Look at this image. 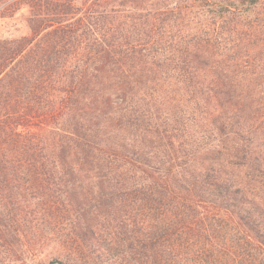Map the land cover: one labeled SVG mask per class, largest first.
Listing matches in <instances>:
<instances>
[{
    "label": "trees",
    "instance_id": "1",
    "mask_svg": "<svg viewBox=\"0 0 264 264\" xmlns=\"http://www.w3.org/2000/svg\"><path fill=\"white\" fill-rule=\"evenodd\" d=\"M17 14L0 253L264 264V0H0Z\"/></svg>",
    "mask_w": 264,
    "mask_h": 264
},
{
    "label": "rangeland",
    "instance_id": "2",
    "mask_svg": "<svg viewBox=\"0 0 264 264\" xmlns=\"http://www.w3.org/2000/svg\"><path fill=\"white\" fill-rule=\"evenodd\" d=\"M27 26L23 17L17 14L13 18H0V35L4 37H19L27 34ZM202 253L200 261L192 258L179 264H230L227 261H220L216 254ZM57 254L50 248H45L42 253H25L20 256L14 254L4 255L0 253V264H51L50 262L56 258ZM212 257V258H211ZM205 258V259H203ZM253 264H258L253 261Z\"/></svg>",
    "mask_w": 264,
    "mask_h": 264
}]
</instances>
